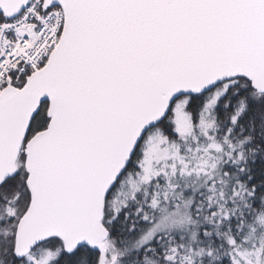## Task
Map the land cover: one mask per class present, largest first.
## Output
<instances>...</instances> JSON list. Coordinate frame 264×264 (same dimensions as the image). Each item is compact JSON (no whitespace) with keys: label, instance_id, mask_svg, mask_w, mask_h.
Returning a JSON list of instances; mask_svg holds the SVG:
<instances>
[{"label":"snow or ice","instance_id":"6c2138e0","mask_svg":"<svg viewBox=\"0 0 264 264\" xmlns=\"http://www.w3.org/2000/svg\"><path fill=\"white\" fill-rule=\"evenodd\" d=\"M0 264H264V0H0Z\"/></svg>","mask_w":264,"mask_h":264}]
</instances>
